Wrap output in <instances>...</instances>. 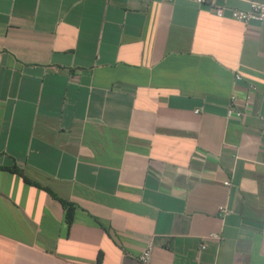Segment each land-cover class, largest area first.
I'll return each instance as SVG.
<instances>
[{
    "label": "crops",
    "instance_id": "1",
    "mask_svg": "<svg viewBox=\"0 0 264 264\" xmlns=\"http://www.w3.org/2000/svg\"><path fill=\"white\" fill-rule=\"evenodd\" d=\"M217 6L0 0V264H264V23Z\"/></svg>",
    "mask_w": 264,
    "mask_h": 264
},
{
    "label": "built area",
    "instance_id": "2",
    "mask_svg": "<svg viewBox=\"0 0 264 264\" xmlns=\"http://www.w3.org/2000/svg\"><path fill=\"white\" fill-rule=\"evenodd\" d=\"M171 1V0H166ZM249 7L247 9H238V8H229L223 6H217L215 7V13L218 16H224L226 12H228V15L232 17L235 20H238L244 24H248L250 22H259L264 23V0H245ZM242 79L241 75L236 72L234 75V82L237 83ZM255 86L249 85L248 91L245 93L242 105L239 106L237 104V94L235 92L231 93L229 97V103L226 107L225 116L227 118L231 117H242L246 114L247 110L251 106L252 102V92L254 91ZM197 111V110H196ZM224 184L229 185V181H225ZM229 208L220 205L218 207V213L221 216H225L229 213ZM206 238H212L219 240L221 236L218 233L212 232L206 236ZM205 244H201V248H204ZM151 253H152V242L149 241L145 248L142 250V252L138 256V260L142 264H149L151 259Z\"/></svg>",
    "mask_w": 264,
    "mask_h": 264
},
{
    "label": "trees",
    "instance_id": "3",
    "mask_svg": "<svg viewBox=\"0 0 264 264\" xmlns=\"http://www.w3.org/2000/svg\"><path fill=\"white\" fill-rule=\"evenodd\" d=\"M0 169H6L9 170L11 172H15L18 173L19 175H21L23 177V179L31 184H36L38 185V183H36L35 181L30 180L29 178H27L24 173L23 170L19 169L17 166L13 165L11 167H5V166H0ZM51 192V191H50ZM53 196H55L57 199H59V201L61 202L63 208L65 209V221L68 225H70L73 221L74 218V214H75V209L76 206L74 203H72L71 201H68L66 199L63 198H59L57 197L53 192H51Z\"/></svg>",
    "mask_w": 264,
    "mask_h": 264
}]
</instances>
